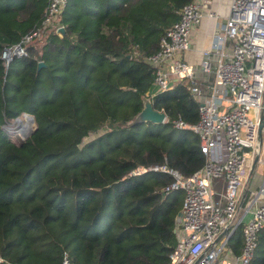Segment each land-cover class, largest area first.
<instances>
[{"label": "trees", "instance_id": "obj_1", "mask_svg": "<svg viewBox=\"0 0 264 264\" xmlns=\"http://www.w3.org/2000/svg\"><path fill=\"white\" fill-rule=\"evenodd\" d=\"M192 1L66 0L42 29L46 0H0V264L168 263L181 193H162L165 173L133 172L202 167L197 136L169 125L196 124L198 104L175 84L150 100L167 123L133 121L152 90L147 58ZM17 45L25 55L5 63ZM21 115L34 123L24 140L4 128ZM228 247L241 254L240 231ZM252 264H264V229Z\"/></svg>", "mask_w": 264, "mask_h": 264}, {"label": "built area", "instance_id": "obj_2", "mask_svg": "<svg viewBox=\"0 0 264 264\" xmlns=\"http://www.w3.org/2000/svg\"><path fill=\"white\" fill-rule=\"evenodd\" d=\"M228 2L229 16L217 26L211 49L203 53L199 66L183 59L206 8L204 2L196 0L178 11L177 21L160 37L157 51L147 58L153 78L152 90L145 98L151 100L182 84L196 100V124H187L177 116L169 125L196 135L204 158L202 167L188 178L165 167L133 172L165 173L172 181L162 193L183 192L180 221L173 230L175 244L167 264H252L258 234L264 229V180L257 191H246L254 157L264 166V0ZM65 3L46 0L42 29L55 27ZM60 29L56 27L55 33ZM17 46L3 49L1 59L5 63L13 56L25 55ZM163 122H168L165 115ZM14 123L17 129L21 126L19 118ZM246 194L247 203L240 215ZM248 214L250 219L244 221ZM238 229L243 237L242 252L236 262L229 263L224 254ZM60 264H70L66 254Z\"/></svg>", "mask_w": 264, "mask_h": 264}, {"label": "crops", "instance_id": "obj_3", "mask_svg": "<svg viewBox=\"0 0 264 264\" xmlns=\"http://www.w3.org/2000/svg\"><path fill=\"white\" fill-rule=\"evenodd\" d=\"M200 3H205L206 8L203 12V19L201 20L200 25L193 30L191 37H190V49L183 54V59L193 65V66H199L202 58L203 53L210 50L214 34L216 31L217 26L225 22V20L229 16V2L228 0H196ZM209 14H212L210 16ZM254 157V161H255ZM251 165V171H250V177L248 179V186H247V192L250 191H257L259 185L251 183L253 181V174L255 170L258 169V173L262 174L263 180H264V166L259 163L258 161L256 164ZM246 192V193H247ZM244 201L240 204V215L243 214V207L244 204L247 203L248 194H246ZM250 219V214L245 216L244 221H248ZM240 256L239 253H234L229 247H227L224 259L226 262L234 263L237 261L238 257Z\"/></svg>", "mask_w": 264, "mask_h": 264}, {"label": "water", "instance_id": "obj_4", "mask_svg": "<svg viewBox=\"0 0 264 264\" xmlns=\"http://www.w3.org/2000/svg\"><path fill=\"white\" fill-rule=\"evenodd\" d=\"M59 32L62 33L63 30L60 29ZM17 48H19V47L16 46L15 49H17ZM43 66L44 65L42 62L37 63V69H40ZM23 120L26 124L29 123L30 127H31V124H33V119L30 116H27V115L23 116ZM163 120H164V114L160 113V112H156L155 110H153L150 100L147 98H144L142 100V108H141L140 112L135 116L133 122L136 124L162 125V124H164ZM25 125H21L18 128V130L16 131V133L21 135V138L23 140L26 139L28 136H30L32 131H33V127H32V129L28 128V133L24 134V131L26 128V127H24ZM262 128H263V123L259 127V136H261ZM256 162H257V158H255L254 164H256ZM178 221H180V217H178V214H177L176 217L174 218V223L177 224Z\"/></svg>", "mask_w": 264, "mask_h": 264}, {"label": "rangeland", "instance_id": "obj_5", "mask_svg": "<svg viewBox=\"0 0 264 264\" xmlns=\"http://www.w3.org/2000/svg\"><path fill=\"white\" fill-rule=\"evenodd\" d=\"M23 116H26V115H21V118H20V120H21V125H25L26 123L24 122V120H23ZM13 122H14V120L13 121H11L9 124H11L10 126H5L4 125V128H5V130H7V131H9V132H11V133H14V134H16L17 136H19L20 138H21V135H19L18 133H16V131L18 130L17 128H16V126H15V123L13 124ZM24 127H26L25 128V131H24V134H27L28 133V128H30V129H32V127H34V123L33 124H31V127H30V124L29 125H25ZM169 130H166V133L168 132ZM102 133V130H99V131H97L96 133H91L87 138H83L82 139V142H86V141H88V140H90V139H92L93 138V136H95V135H98V134H101ZM22 139V138H21ZM253 181L251 182V183H253V184H256V185H259V187L262 185V183H263V176H262V174L260 173H258V169L257 170H255V172H254V174H253ZM177 192H180L181 193V197L180 198H182V203H183V197H184V195H183V192H181V191H177ZM181 211V210H180ZM240 231V229H238V231H237V233Z\"/></svg>", "mask_w": 264, "mask_h": 264}, {"label": "bare ground", "instance_id": "obj_6", "mask_svg": "<svg viewBox=\"0 0 264 264\" xmlns=\"http://www.w3.org/2000/svg\"><path fill=\"white\" fill-rule=\"evenodd\" d=\"M28 124H29V123H28ZM28 124H27V125H28Z\"/></svg>", "mask_w": 264, "mask_h": 264}]
</instances>
